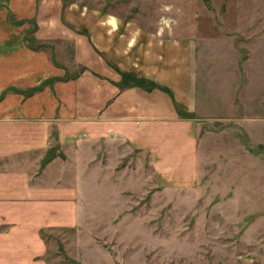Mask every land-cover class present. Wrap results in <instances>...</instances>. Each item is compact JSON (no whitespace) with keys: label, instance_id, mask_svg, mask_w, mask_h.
<instances>
[{"label":"crops","instance_id":"crops-1","mask_svg":"<svg viewBox=\"0 0 264 264\" xmlns=\"http://www.w3.org/2000/svg\"><path fill=\"white\" fill-rule=\"evenodd\" d=\"M7 14L0 10V264H44L41 233L92 219L89 195H103L102 182L117 185L109 171H140L142 160L161 192L195 185L193 43L156 38L120 17L94 23L84 13L68 27L41 13L42 45L29 49L24 25ZM73 65L78 73L66 76ZM12 87L36 88L22 96Z\"/></svg>","mask_w":264,"mask_h":264},{"label":"rangeland","instance_id":"rangeland-1","mask_svg":"<svg viewBox=\"0 0 264 264\" xmlns=\"http://www.w3.org/2000/svg\"><path fill=\"white\" fill-rule=\"evenodd\" d=\"M0 10L24 25L29 49L41 44L38 14L71 27L85 13L187 40L197 62L195 185L161 192L142 160L140 171H109L117 185L89 195L92 219L41 233L44 264H264V0H0Z\"/></svg>","mask_w":264,"mask_h":264},{"label":"trees","instance_id":"trees-1","mask_svg":"<svg viewBox=\"0 0 264 264\" xmlns=\"http://www.w3.org/2000/svg\"><path fill=\"white\" fill-rule=\"evenodd\" d=\"M141 83L143 84V85H146V86H152V84H150V83H146L145 81H141ZM37 87H40V85L39 86H37ZM36 88V87H35ZM34 88V89H35ZM34 89H31V90H34Z\"/></svg>","mask_w":264,"mask_h":264},{"label":"clouds","instance_id":"clouds-1","mask_svg":"<svg viewBox=\"0 0 264 264\" xmlns=\"http://www.w3.org/2000/svg\"><path fill=\"white\" fill-rule=\"evenodd\" d=\"M162 22L165 23V24L169 23V21H167V20H164V21H162Z\"/></svg>","mask_w":264,"mask_h":264}]
</instances>
